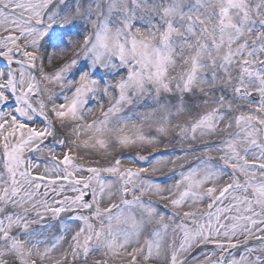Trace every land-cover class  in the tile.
<instances>
[{"label": "snow or ice", "instance_id": "1", "mask_svg": "<svg viewBox=\"0 0 264 264\" xmlns=\"http://www.w3.org/2000/svg\"><path fill=\"white\" fill-rule=\"evenodd\" d=\"M0 29V264H264V0H0Z\"/></svg>", "mask_w": 264, "mask_h": 264}, {"label": "rangeland", "instance_id": "2", "mask_svg": "<svg viewBox=\"0 0 264 264\" xmlns=\"http://www.w3.org/2000/svg\"><path fill=\"white\" fill-rule=\"evenodd\" d=\"M18 34V33H17ZM5 35H7V33H5L2 29H0V36H5ZM22 43V42H21ZM30 51L32 50V49H29ZM3 62H7V60L5 59V58H2V57H0V70H4L5 72L7 71V68H8V64L6 63H3ZM37 65L39 66V62H37ZM12 67H16V65L15 64H13L12 65ZM52 65H49V64H47V62H46V67H45V71H51L52 70ZM37 78L39 79V73L37 72ZM0 82H2V81H0ZM44 82L42 81V84H43ZM47 87H53L52 85H46ZM58 90V89H57ZM60 102H62V101H57V103H60ZM239 104H241L243 107H242V109L241 110H246L247 109V103L246 102H244V101H240V102H238ZM89 119H91V117H89ZM55 122V121H54ZM71 127H72V125H71V122L70 121H68V122H66V126L64 127V128H60V125L57 123V130H58V135L59 136H67V138L69 139V140H71V139H74V137H72L71 135H69V133H70V129H71ZM146 131H151L152 132V134H155V131H154V129H145ZM172 135H175V132H173L172 133ZM86 137H81V139H85ZM165 140L167 139V137H165L164 138ZM177 147H179V145H176ZM157 148H165L166 147V145L164 144V143H161V144H158L157 146H156ZM167 147H171V145H167ZM124 150H127V151H129V154L128 155H130V154H135V152L137 151V149H123V150H118L117 152H114V153H111V155H109V156H102L101 154H99V153H96L95 152V150H90V151H86V150H75L74 151V153L73 154H75L77 157H78V161L77 162H80V160H79V158H83V160L84 161H95V160H97V159H99L100 160V162H101V165H104V164H106L107 163V161L109 160V159H111L112 158V156H115L117 153H121V152H123ZM64 151H67V149L66 148H58L57 149V152H64ZM148 151H151V149H148ZM144 154H147V152H145ZM215 155V154H214ZM40 157V172L42 173V171H43V167H44V163H43V161H44V158L47 156V154L46 153H44V154H35L32 158H33V161L35 162L36 161V158L37 157ZM122 166L123 167H128V166H132L131 165V163L127 160V158H125L123 161H122ZM170 167V166H169ZM169 173V168L168 167H166V168H164V170H163V173H160V172H158V173H153V174H150V175H154V176H157V177H161V176H165V175H167ZM178 178V177H177ZM169 183H174V181H168ZM44 191V189L43 188H41V192H43ZM66 194H68V195H71L72 193L71 192H66ZM50 198H51V196H50ZM91 199V198H90ZM146 199H147V197H146ZM152 199L154 200V202L156 203V205L157 206H159V207H163V201H160V200H158V199H156L155 197H152ZM206 203L207 202H205V205H206ZM47 222V221H46ZM53 223H55L54 221H53ZM38 227V226H37ZM54 232L55 231H58V227L56 228V229H54L53 230ZM67 239H70V237H67ZM65 247H66V244H65ZM241 251H242V249H241ZM57 255H58V253H57ZM97 256H99V258H102L100 255H97ZM5 259H7V257H5ZM150 264H158V262H156V261H152V262H150Z\"/></svg>", "mask_w": 264, "mask_h": 264}, {"label": "bare ground", "instance_id": "3", "mask_svg": "<svg viewBox=\"0 0 264 264\" xmlns=\"http://www.w3.org/2000/svg\"><path fill=\"white\" fill-rule=\"evenodd\" d=\"M202 250V249H201Z\"/></svg>", "mask_w": 264, "mask_h": 264}]
</instances>
